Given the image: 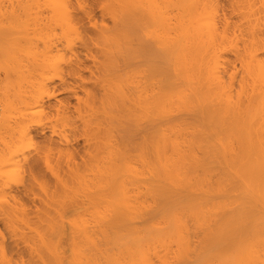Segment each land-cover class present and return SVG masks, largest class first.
I'll list each match as a JSON object with an SVG mask.
<instances>
[{
	"label": "bare ground",
	"instance_id": "bare-ground-1",
	"mask_svg": "<svg viewBox=\"0 0 264 264\" xmlns=\"http://www.w3.org/2000/svg\"><path fill=\"white\" fill-rule=\"evenodd\" d=\"M0 264H264V0H0Z\"/></svg>",
	"mask_w": 264,
	"mask_h": 264
}]
</instances>
